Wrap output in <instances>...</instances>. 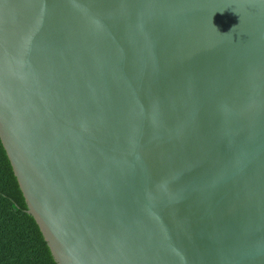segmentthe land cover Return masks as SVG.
<instances>
[{"label":"water","instance_id":"obj_1","mask_svg":"<svg viewBox=\"0 0 264 264\" xmlns=\"http://www.w3.org/2000/svg\"><path fill=\"white\" fill-rule=\"evenodd\" d=\"M0 141L56 264H264V0H0Z\"/></svg>","mask_w":264,"mask_h":264},{"label":"trees","instance_id":"obj_2","mask_svg":"<svg viewBox=\"0 0 264 264\" xmlns=\"http://www.w3.org/2000/svg\"><path fill=\"white\" fill-rule=\"evenodd\" d=\"M0 141V264H56Z\"/></svg>","mask_w":264,"mask_h":264},{"label":"clouds","instance_id":"obj_3","mask_svg":"<svg viewBox=\"0 0 264 264\" xmlns=\"http://www.w3.org/2000/svg\"><path fill=\"white\" fill-rule=\"evenodd\" d=\"M226 34V33H225Z\"/></svg>","mask_w":264,"mask_h":264}]
</instances>
